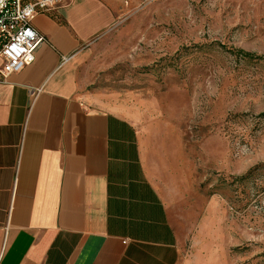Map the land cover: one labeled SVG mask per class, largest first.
Listing matches in <instances>:
<instances>
[{"label": "rangeland", "instance_id": "obj_1", "mask_svg": "<svg viewBox=\"0 0 264 264\" xmlns=\"http://www.w3.org/2000/svg\"><path fill=\"white\" fill-rule=\"evenodd\" d=\"M108 2L79 91L149 140L178 264H264V0Z\"/></svg>", "mask_w": 264, "mask_h": 264}, {"label": "crops", "instance_id": "obj_2", "mask_svg": "<svg viewBox=\"0 0 264 264\" xmlns=\"http://www.w3.org/2000/svg\"><path fill=\"white\" fill-rule=\"evenodd\" d=\"M108 0L33 17L47 41L0 81V264H178L160 162L135 119L79 91Z\"/></svg>", "mask_w": 264, "mask_h": 264}, {"label": "built area", "instance_id": "obj_3", "mask_svg": "<svg viewBox=\"0 0 264 264\" xmlns=\"http://www.w3.org/2000/svg\"><path fill=\"white\" fill-rule=\"evenodd\" d=\"M64 0H3L0 7V81L33 62L47 41L32 23L39 13L55 10Z\"/></svg>", "mask_w": 264, "mask_h": 264}, {"label": "trees", "instance_id": "obj_4", "mask_svg": "<svg viewBox=\"0 0 264 264\" xmlns=\"http://www.w3.org/2000/svg\"><path fill=\"white\" fill-rule=\"evenodd\" d=\"M237 52L240 53V54L243 55V56H249V57H252L251 54H249V53H247V52H245V51H243V50H241V49H238Z\"/></svg>", "mask_w": 264, "mask_h": 264}, {"label": "clouds", "instance_id": "obj_5", "mask_svg": "<svg viewBox=\"0 0 264 264\" xmlns=\"http://www.w3.org/2000/svg\"><path fill=\"white\" fill-rule=\"evenodd\" d=\"M3 6V0H0V7Z\"/></svg>", "mask_w": 264, "mask_h": 264}]
</instances>
